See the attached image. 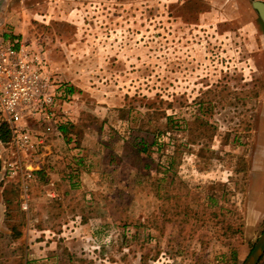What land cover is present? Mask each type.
<instances>
[{
	"label": "rangeland",
	"instance_id": "1",
	"mask_svg": "<svg viewBox=\"0 0 264 264\" xmlns=\"http://www.w3.org/2000/svg\"><path fill=\"white\" fill-rule=\"evenodd\" d=\"M6 3L71 91L56 156L28 155L57 175L0 172V264H243L264 230L253 0Z\"/></svg>",
	"mask_w": 264,
	"mask_h": 264
},
{
	"label": "built area",
	"instance_id": "2",
	"mask_svg": "<svg viewBox=\"0 0 264 264\" xmlns=\"http://www.w3.org/2000/svg\"><path fill=\"white\" fill-rule=\"evenodd\" d=\"M68 97V88L54 77L40 42L0 43V115L9 123L11 135L0 141L4 175L20 176L26 186L33 172L25 166L24 154L34 140L42 141L47 133L59 130L67 119ZM22 207L27 208L26 200Z\"/></svg>",
	"mask_w": 264,
	"mask_h": 264
},
{
	"label": "crops",
	"instance_id": "3",
	"mask_svg": "<svg viewBox=\"0 0 264 264\" xmlns=\"http://www.w3.org/2000/svg\"><path fill=\"white\" fill-rule=\"evenodd\" d=\"M6 1L3 2V0H0V43H2L3 41L6 40H15V39H23L24 37L21 36V34L17 33L16 31L12 30V29H8V28H4L5 25V19L6 18H13L14 14L13 12H8V4L6 3ZM6 3V4H5ZM260 124H262V122L260 121ZM61 131H63L62 128L59 127V130H55L51 133H47L44 138L42 139V141H37L34 140L32 146L28 149V151L24 154V158H23V162L25 164V166L28 169H31L32 172H37V173H42L44 174L45 172L51 174V175H57V173L52 172V164L54 163L53 161H51V163L48 160V164L45 165V158L46 156L43 158L42 161H38L37 159L38 156L35 155V157H32L30 159V157H28V155L32 154L29 153L30 151H34V145H39L41 144L42 146H44L45 148H49V150L45 151V153L51 156V157H55L57 154V150H55V145L59 142V140L61 139L60 136L63 134H61ZM258 137V136H257ZM1 145V142H0ZM1 168V167H0ZM42 169V170H38V169ZM1 173H4L3 169H0ZM3 175V174H2ZM1 179V178H0Z\"/></svg>",
	"mask_w": 264,
	"mask_h": 264
},
{
	"label": "water",
	"instance_id": "4",
	"mask_svg": "<svg viewBox=\"0 0 264 264\" xmlns=\"http://www.w3.org/2000/svg\"><path fill=\"white\" fill-rule=\"evenodd\" d=\"M253 6L264 21V0H253ZM264 253V230L256 240L254 247L243 264H258Z\"/></svg>",
	"mask_w": 264,
	"mask_h": 264
},
{
	"label": "trees",
	"instance_id": "5",
	"mask_svg": "<svg viewBox=\"0 0 264 264\" xmlns=\"http://www.w3.org/2000/svg\"><path fill=\"white\" fill-rule=\"evenodd\" d=\"M68 91H71V88H68ZM165 117L167 119V124L170 125L171 123H173V117L170 114H165ZM60 128L64 129L65 126L63 124H61L59 126ZM10 130H9V123L6 120H1L0 122V141H8L10 139ZM143 150H147V148H143ZM231 256L233 259H237V249L236 248H232L231 250Z\"/></svg>",
	"mask_w": 264,
	"mask_h": 264
}]
</instances>
